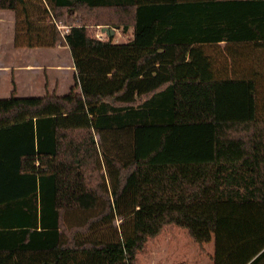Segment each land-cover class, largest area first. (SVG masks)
Returning <instances> with one entry per match:
<instances>
[{
  "label": "trees",
  "instance_id": "trees-1",
  "mask_svg": "<svg viewBox=\"0 0 264 264\" xmlns=\"http://www.w3.org/2000/svg\"><path fill=\"white\" fill-rule=\"evenodd\" d=\"M3 9L15 14L14 45L67 46L76 73L23 119L13 97L0 100V118H12L0 123V264H138L166 223L197 240L203 223L212 264H264V76L230 73L226 54L228 41L264 39V0H0ZM101 26L125 40L97 37ZM55 103L74 122L61 123ZM203 164L208 177L178 202L140 193ZM139 210L162 216L155 228Z\"/></svg>",
  "mask_w": 264,
  "mask_h": 264
},
{
  "label": "crops",
  "instance_id": "crops-1",
  "mask_svg": "<svg viewBox=\"0 0 264 264\" xmlns=\"http://www.w3.org/2000/svg\"><path fill=\"white\" fill-rule=\"evenodd\" d=\"M3 10H0V28H6L8 33L9 30L14 33L15 14L12 10L2 13ZM224 43L225 41H220L219 45L223 47ZM8 45L10 46L9 56H12L14 59L7 60L0 58V79L7 74H12L13 77L17 78L13 80L15 92L9 95V97H13L11 98L13 99L12 106L20 103V110L17 114L18 118L23 119L28 115H32L33 113H29L25 109L33 108L39 104L41 97L45 93L64 94L69 90L76 70L67 46H16L13 41H9ZM60 52H65L69 57L63 61ZM226 54L228 62L232 59L235 61L233 66L231 64L228 65L230 73L264 76V39L228 41ZM17 55L27 58L24 61H17L15 59ZM4 79L7 80V78ZM67 83L66 89L65 85ZM9 97L4 98L0 96V100L9 99ZM81 106L80 113H83V116H85V108L83 104ZM86 116L88 118L87 113ZM147 248L148 245L145 246V250ZM166 249V245L152 247L150 252H154V260L150 264H167L166 260L161 259L160 254H158L166 252ZM173 264H184V262L180 263L177 260Z\"/></svg>",
  "mask_w": 264,
  "mask_h": 264
},
{
  "label": "rangeland",
  "instance_id": "rangeland-1",
  "mask_svg": "<svg viewBox=\"0 0 264 264\" xmlns=\"http://www.w3.org/2000/svg\"><path fill=\"white\" fill-rule=\"evenodd\" d=\"M6 12H9V10L2 11V13H6ZM94 31H95L94 32L95 35L100 33L98 27H95ZM13 37H14L13 32L9 30L8 33L6 28L4 29L0 28V44H1L0 58L1 59H7V60L14 59L12 56H9L10 46L8 45L9 41L10 42L13 41ZM125 38L126 35L123 34L121 31H117V29L113 33V41H123L125 40ZM60 55L63 58L62 59L60 57V59H62L63 61L69 57V55H66L65 52H60ZM26 58L27 57L18 56V55L15 57L17 61L19 60L24 61ZM2 77L0 79L1 82L0 96H3L4 98H8L9 95H12L15 92V83L13 82V80H16L17 78L13 77L12 74H7ZM4 78H7V80ZM67 85L68 83L65 85V88L67 87ZM54 107L57 111V114L60 117L61 123L63 121L65 123L74 122L72 121L73 112L68 113L69 111H66L65 107H63L60 103H55ZM7 108L8 107L5 106L4 109ZM10 108L11 107H9V109ZM41 112H45V109L43 110L41 109ZM10 121H12V118H0V123L10 122ZM95 138L96 140H98L97 136ZM186 165H192V164H186ZM173 166H169L170 171L172 170L177 171L176 169H174L177 166L175 167ZM180 166L185 167V165L183 166L180 165ZM191 168L194 172L193 173L194 175L192 177L190 176L186 177L185 175L184 176L181 175L177 177L179 180L177 179L174 180L175 178L172 177L151 179L150 181H148V183H145L144 185L145 189H142L140 193H144V196L152 202H158L160 200L165 201V199L167 198H169L174 202H178L186 195V192L189 190V188L195 181L198 182L201 179L208 177L210 171V165L207 164L198 165L195 167L193 166ZM186 169L188 168L186 167ZM102 172L104 173L103 170ZM186 172H188V170H186ZM207 186L211 187V184H208ZM140 211L141 210H139V212ZM137 216L142 218L144 222V227H149V228H155L158 219L162 217L161 215L159 216L153 215L152 212L145 214L144 211L138 213ZM141 226L142 225L140 223L138 229H140ZM194 229H196L199 234L201 235L203 234L204 237L197 240L194 239L192 235L188 232V228L186 226H181L174 223L164 224L161 227L158 234L153 239L151 238L146 242V246L148 245V248L147 250L139 254L138 264H150L151 261L154 260V256H153L154 252L153 253L150 252L152 250V247H156V246L159 247L161 245H166L167 249L166 252H162L158 254H160L161 259L166 260L167 264H173L177 260H179L180 263H182L183 261L184 264H211V259L209 254L213 250L212 232L207 233V229L203 223H198Z\"/></svg>",
  "mask_w": 264,
  "mask_h": 264
},
{
  "label": "water",
  "instance_id": "water-1",
  "mask_svg": "<svg viewBox=\"0 0 264 264\" xmlns=\"http://www.w3.org/2000/svg\"><path fill=\"white\" fill-rule=\"evenodd\" d=\"M115 30V27L110 26H101L100 31L105 32L106 34L109 33L110 35H113Z\"/></svg>",
  "mask_w": 264,
  "mask_h": 264
},
{
  "label": "built area",
  "instance_id": "built-area-1",
  "mask_svg": "<svg viewBox=\"0 0 264 264\" xmlns=\"http://www.w3.org/2000/svg\"><path fill=\"white\" fill-rule=\"evenodd\" d=\"M57 27L58 28H60V29H63V26L62 25H60V24H57ZM66 29V28H65ZM100 30V29H99ZM106 33L105 32H102V31H100V33H98V34H96V36L97 37H100V38H102V37H106Z\"/></svg>",
  "mask_w": 264,
  "mask_h": 264
}]
</instances>
